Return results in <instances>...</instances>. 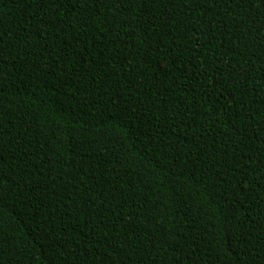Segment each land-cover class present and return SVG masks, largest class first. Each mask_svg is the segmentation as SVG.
I'll use <instances>...</instances> for the list:
<instances>
[{
	"label": "trees",
	"instance_id": "trees-1",
	"mask_svg": "<svg viewBox=\"0 0 264 264\" xmlns=\"http://www.w3.org/2000/svg\"><path fill=\"white\" fill-rule=\"evenodd\" d=\"M0 264H264V3L0 0Z\"/></svg>",
	"mask_w": 264,
	"mask_h": 264
},
{
	"label": "snow or ice",
	"instance_id": "snow-or-ice-1",
	"mask_svg": "<svg viewBox=\"0 0 264 264\" xmlns=\"http://www.w3.org/2000/svg\"><path fill=\"white\" fill-rule=\"evenodd\" d=\"M261 3H264V0H261ZM23 80V79H22ZM149 147H151V145H149ZM147 147L144 149L145 152H147ZM169 163H171V161H169ZM179 163V162H178Z\"/></svg>",
	"mask_w": 264,
	"mask_h": 264
}]
</instances>
